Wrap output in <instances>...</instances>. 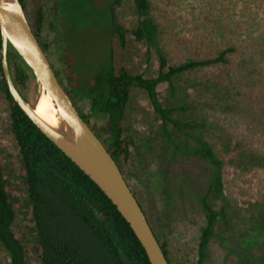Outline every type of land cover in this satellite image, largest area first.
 <instances>
[{"label": "rangeland", "instance_id": "obj_1", "mask_svg": "<svg viewBox=\"0 0 264 264\" xmlns=\"http://www.w3.org/2000/svg\"><path fill=\"white\" fill-rule=\"evenodd\" d=\"M28 15L44 8L46 22L42 40L49 45V60L65 78L70 68L77 80L92 83L114 50L115 69L126 68L133 74L154 76L157 59H147L141 44L128 37L122 47L111 34L112 0H26ZM153 16L160 29V45L171 63L214 57L234 47L229 63L199 69L178 78L175 89L159 87L167 107L183 106L176 118L202 126L205 140L224 160V196L212 198L216 210L226 208L228 224L220 218L209 245L204 264H261L264 258V0H151ZM117 21L130 28L133 6L124 0L117 10ZM67 86L68 82L63 81ZM37 86L33 84L28 99L34 104ZM82 113L88 103H78ZM9 103L0 90V163L20 192L15 233L28 249L27 264H41L34 251L36 234L23 208L27 192L22 180L19 149L10 132ZM102 122L91 120L94 127ZM126 131L138 148H132L137 168L141 152L157 137L158 120L153 116L146 95L135 90L124 120ZM104 137V136H103ZM181 136L180 138H182ZM185 139V138H183ZM179 140V138L175 139ZM156 143H161L157 141ZM154 143V144H156ZM252 158L263 160L255 167ZM163 182V199H157L152 225L166 240L175 262L196 264V241L206 225L201 196L206 193V179L213 167L196 157L181 152L167 153ZM129 183L146 189L129 166ZM22 206V207H20ZM264 223V222H263ZM0 264H9L0 247Z\"/></svg>", "mask_w": 264, "mask_h": 264}, {"label": "trees", "instance_id": "obj_2", "mask_svg": "<svg viewBox=\"0 0 264 264\" xmlns=\"http://www.w3.org/2000/svg\"><path fill=\"white\" fill-rule=\"evenodd\" d=\"M20 1L25 8L27 1ZM123 1H111L112 38L122 47L129 44L128 37L141 44L148 60L157 59V72L154 76L133 74L126 68L115 69L113 49L92 83L84 84L77 80L70 68L64 69V78L52 67L82 118L119 166L170 264H185L186 261L173 260L168 242L158 236L152 225L150 212L155 209L157 199H163L165 193L163 182L170 172L166 163L167 153L171 150L181 152L185 157L199 158L213 167V172L205 181L206 193L200 198L206 213V225L199 238L193 242L196 247L193 250L196 264H204L210 242L215 236L217 221L222 218L228 224L226 208L222 207L218 211L210 200L211 197L224 196V160L205 140L201 124L175 117V113L186 110L185 107H167L163 104L159 87L169 85L175 89L176 80L184 75L228 64L229 55L235 48H226L214 57L173 64L160 45V29L153 16L151 0H129L134 16L130 28L123 27L117 21V10ZM29 20L49 57V45L41 38L46 22L45 9L34 11ZM1 46L0 34V90L10 107V132L18 145L22 180L28 195L23 208L33 234H36L33 249L41 264H150L142 244L110 200L14 102L4 79ZM8 59L16 88L29 100L28 93L32 85L36 84L35 75L11 47ZM64 80L68 82L67 86ZM135 90L146 95L153 116L159 123L157 137L146 139V145L151 146L140 153L139 165L143 173L136 172L146 183L147 190L137 185L132 187L129 183L128 167L136 171L140 168L135 166L133 159L136 156L132 154V148L139 146L124 127L126 110ZM78 103H88L89 112L82 113ZM92 119L102 124L94 127L91 125ZM177 138L179 140H175ZM262 161L252 158L249 164L257 167ZM19 194L17 186L0 163V247L8 255L9 264H27L28 258L24 240L14 231L18 216L16 211L20 205ZM257 222L264 225L262 220ZM261 264H264V258Z\"/></svg>", "mask_w": 264, "mask_h": 264}, {"label": "water", "instance_id": "obj_3", "mask_svg": "<svg viewBox=\"0 0 264 264\" xmlns=\"http://www.w3.org/2000/svg\"><path fill=\"white\" fill-rule=\"evenodd\" d=\"M1 63L14 102L32 123L54 143L110 200L142 244L150 264H170L137 198L116 161L77 110L57 77L20 0H0ZM13 48L35 75L37 98L47 93L57 112L58 124L43 120L16 88L8 53Z\"/></svg>", "mask_w": 264, "mask_h": 264}, {"label": "bare ground", "instance_id": "obj_4", "mask_svg": "<svg viewBox=\"0 0 264 264\" xmlns=\"http://www.w3.org/2000/svg\"><path fill=\"white\" fill-rule=\"evenodd\" d=\"M36 113L47 123L52 126H57L58 118L57 112L54 108L53 102L47 93H43L41 98H37L35 103Z\"/></svg>", "mask_w": 264, "mask_h": 264}, {"label": "flooded vegetation", "instance_id": "obj_5", "mask_svg": "<svg viewBox=\"0 0 264 264\" xmlns=\"http://www.w3.org/2000/svg\"><path fill=\"white\" fill-rule=\"evenodd\" d=\"M26 5H27V2H26ZM25 12H26V14H27V16H28V19H30L29 15H28L27 6L25 7ZM29 22H30V20H29ZM41 45H43V44L41 43Z\"/></svg>", "mask_w": 264, "mask_h": 264}]
</instances>
